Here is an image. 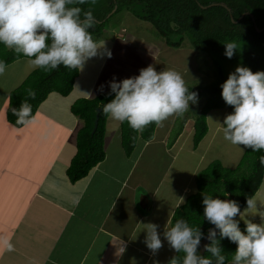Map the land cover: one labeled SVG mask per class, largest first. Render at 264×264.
<instances>
[{
	"label": "crops",
	"instance_id": "0c3cea01",
	"mask_svg": "<svg viewBox=\"0 0 264 264\" xmlns=\"http://www.w3.org/2000/svg\"><path fill=\"white\" fill-rule=\"evenodd\" d=\"M81 75L79 70L68 95L49 93L33 119L21 127L11 125L5 117L11 90L6 89L0 96V132L11 144L6 159L0 158V173L5 177L2 180L0 176V264H128L135 246L146 256L144 260L151 262L161 256L159 264H167L175 252L163 232L170 227L175 208L196 191L195 176L201 166L197 163L189 171L192 163L184 160L183 175L192 172V181L183 183L178 191L174 190V182L166 181L175 158L199 152L192 142L195 117L183 120L171 143L179 116L170 117L163 126L155 127L151 140L138 138L132 153L126 156L120 122L108 116L104 159L85 177L71 183L66 168L76 152V133L83 120L71 113L70 106L78 98L101 93L91 92L96 77L80 80ZM47 123L61 129L57 139L49 134ZM185 147L191 150L181 152ZM33 148L37 158H31ZM202 155L197 158L200 163ZM45 157L43 171L38 174L35 170ZM163 161L165 168L159 177ZM175 180L179 182L178 177ZM263 182L264 176L252 197L258 207L264 203ZM246 207L248 204L241 213L249 212L251 222L261 223L253 211L255 207ZM148 223L159 225L163 242L155 255L144 243V225ZM5 241L13 245L12 251L6 249Z\"/></svg>",
	"mask_w": 264,
	"mask_h": 264
},
{
	"label": "clouds",
	"instance_id": "9594fccd",
	"mask_svg": "<svg viewBox=\"0 0 264 264\" xmlns=\"http://www.w3.org/2000/svg\"><path fill=\"white\" fill-rule=\"evenodd\" d=\"M89 0H0V43L17 54L29 58L34 68L52 71L63 65L68 69L82 70L85 63L100 54L104 44L93 39L89 29L97 23L91 8L83 10L78 5ZM94 5L96 0H91ZM50 41V43H49ZM238 50L235 41L225 43L224 55L231 59ZM111 57V51L106 50ZM8 65L0 60V76ZM109 95L114 97L101 110L113 120L128 125L137 133H143L150 125L163 126L173 116H183L189 103H198V93L190 91L183 75L175 69L157 71L153 65L141 68L139 75L109 82ZM222 98L233 107V112L224 117L222 127L225 140L236 146H244L253 152L264 150V71L253 72L249 67L237 66L221 85ZM103 91V86H101ZM27 97L35 99L36 92L27 90ZM29 99L22 100L12 114L19 125L33 119ZM264 164V156L260 157ZM228 194H225L227 196ZM203 217L215 227L209 228L207 236L199 226H190L183 217L166 227L164 239L174 255L169 264H264V213L261 223L245 221L242 231L238 215L243 218L236 200L203 194ZM248 208L256 207V201L247 200ZM159 225H144V243L155 255L162 247ZM218 230V231H217ZM202 238L210 243L204 250L206 257L198 253ZM227 238L237 248L231 260L223 254L220 240ZM6 249L13 245L5 241ZM183 255H179V254Z\"/></svg>",
	"mask_w": 264,
	"mask_h": 264
},
{
	"label": "trees",
	"instance_id": "16d2710c",
	"mask_svg": "<svg viewBox=\"0 0 264 264\" xmlns=\"http://www.w3.org/2000/svg\"><path fill=\"white\" fill-rule=\"evenodd\" d=\"M78 6L85 11L91 8L97 19L95 26L89 29L92 36L99 35L110 17L125 9L138 19L151 23L167 46L177 49L182 47L186 40L192 48L210 57L217 79L204 86L187 85L190 91L198 93L199 98L206 96L194 118L192 135L194 148L207 133L206 115L210 110L226 108L228 114L233 112V107L227 105L221 95V85L225 81L224 64L241 62L246 63L253 71H264V0H96L94 5L89 0L88 3ZM231 41L238 44V50L229 59L224 52L225 43ZM22 57L26 56L17 54L13 49L0 43V60L5 61L7 65ZM78 73V69H68L63 65L52 71L35 68L9 92L5 112L7 122L15 127L23 126L16 123V117L11 110L13 107L18 108L22 100L29 99L28 89L36 92L35 99H29L34 116L39 104L49 93L68 95ZM109 92L110 90L105 91L94 98H78L70 106L71 113L83 120L82 127L76 133V152L66 168V175L71 183L85 177L90 169L105 157L104 135L108 116L100 110L94 131L93 124L96 107L102 108L114 97V94L109 95ZM155 127L154 123L150 124L141 134L134 131L127 122H120L124 154L129 156L132 153L138 138L151 140ZM176 130L178 132L179 128ZM261 156H264V150L253 152L245 148L239 162L233 168L223 166L219 160L211 161L197 172L196 191L175 208L170 226L176 219L183 217L190 226L200 225L206 237L210 223L203 217L204 193L219 196L221 199L236 200L241 211L262 183L264 164L260 162ZM239 227L244 231L246 224L239 221ZM207 243L210 241L202 238L198 253L211 257V253L206 252L203 247ZM220 244L227 260H231L237 245L227 238L220 240ZM212 259L215 264V258Z\"/></svg>",
	"mask_w": 264,
	"mask_h": 264
},
{
	"label": "rangeland",
	"instance_id": "374dc122",
	"mask_svg": "<svg viewBox=\"0 0 264 264\" xmlns=\"http://www.w3.org/2000/svg\"><path fill=\"white\" fill-rule=\"evenodd\" d=\"M93 39L99 44H104V47L100 49L99 55L89 59L85 63L81 70L82 75L80 77V80H84L87 76H89L90 79L91 77H96L95 82L92 84L91 92L103 93L108 91L110 90L109 82L113 80L114 77L117 81H120L124 78L137 76L139 75L140 69L145 68L148 65H153L158 72L168 68L177 70L183 75L187 85L204 86L213 83L217 79L214 64L206 53L195 50L186 40L184 41L183 46L177 49L167 46L164 39L159 37L156 29L151 23L138 19L130 11L125 9L110 17L105 28L101 30L99 35L93 36ZM106 50L111 51L110 58L107 56ZM189 55L190 60L188 58ZM238 65L249 67L246 63L241 62H227L224 64L225 81L228 78V75L234 72ZM34 69L35 68L29 62V58H22L9 64L6 73L3 76H0V96L6 91V89L10 91L17 87ZM97 70L99 71L97 72ZM101 86H103V91L100 90ZM205 98L206 96L203 95L198 99L197 104H192L190 102L189 110L183 116L178 117V120L176 121L177 126L173 130L170 143L177 133L176 129L182 125L183 120L187 121L192 117H196ZM0 111V115L3 116V107L2 110L0 108ZM225 113L226 115L228 114V109L226 108L212 109L207 113L206 121L209 133L207 132L197 146L200 153L197 152L198 154L195 155L194 153L193 155V153L188 152L191 148L185 147L181 152H188L184 154L186 158H175L173 160L166 183L169 181L174 182L175 191L181 189L183 183L187 184L192 181V176L190 174L192 172L183 175L185 170V159L189 160L187 163H192V165L188 167L189 171H192L191 168L198 163L201 166L198 172L213 160H219L223 166L228 168L235 167L239 162L245 147L242 145L236 146L231 144L224 139L223 133L219 131L222 127L220 123H223L224 117L226 116ZM223 114L224 117L221 119ZM39 117H37V119ZM60 130L59 127L56 129L53 128L51 124H48L49 134L56 139L61 135ZM2 133L3 131L0 132V134ZM5 138L4 134L0 135V158L3 157L4 159H6V153L11 152V144L5 142ZM190 144L191 141H189V145ZM32 153L33 157L31 158H37L36 155H38V152L35 148H33ZM201 153H203V155L200 163L197 158ZM47 156L48 154L46 157ZM46 157L41 159L38 165L39 168L37 167L35 170L38 174L43 171ZM7 158H9V155ZM164 168L165 164L163 161L159 165V177ZM0 176L3 177V174L0 173ZM176 177H178L179 182L175 180ZM4 178L5 177H3L2 180ZM257 205L259 204H256L253 211L255 215H258L261 219V213H264V203L260 207ZM251 217L253 216L250 215L249 212H246L243 213V218L238 215L237 219L245 224V221H251ZM257 219L258 218H256V220ZM133 250L134 252L128 264H131L132 262L133 264H142V262L146 260L145 264H159L162 259L161 256L157 258L154 257V259H151V262H149V259L144 260L146 256L141 254L137 246H135Z\"/></svg>",
	"mask_w": 264,
	"mask_h": 264
},
{
	"label": "water",
	"instance_id": "95a60500",
	"mask_svg": "<svg viewBox=\"0 0 264 264\" xmlns=\"http://www.w3.org/2000/svg\"><path fill=\"white\" fill-rule=\"evenodd\" d=\"M115 9V8H114ZM113 9V10H114ZM244 15V14H243ZM101 108L100 107H96V111H95V118H94V124H93V131L96 129L97 127V123H98V119H99V113H100ZM215 227L214 225L210 224L209 228H213ZM207 240V239H205Z\"/></svg>",
	"mask_w": 264,
	"mask_h": 264
}]
</instances>
